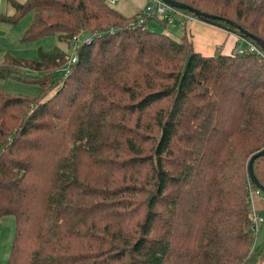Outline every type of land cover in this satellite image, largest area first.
I'll use <instances>...</instances> for the list:
<instances>
[{"label": "trees", "instance_id": "obj_1", "mask_svg": "<svg viewBox=\"0 0 264 264\" xmlns=\"http://www.w3.org/2000/svg\"><path fill=\"white\" fill-rule=\"evenodd\" d=\"M172 1L221 19L160 1L181 18L175 41L149 30L146 7L126 16L107 0H9L0 23L33 13L23 42L91 39L69 66L56 48L0 64V79L41 89L0 90V221L13 216L15 228L6 264H264L247 191L264 148V51L234 28L264 42V0ZM186 17L260 51L202 56ZM252 169L264 186V156Z\"/></svg>", "mask_w": 264, "mask_h": 264}, {"label": "rangeland", "instance_id": "obj_2", "mask_svg": "<svg viewBox=\"0 0 264 264\" xmlns=\"http://www.w3.org/2000/svg\"><path fill=\"white\" fill-rule=\"evenodd\" d=\"M14 1L20 3L21 0ZM141 1L142 0H119L116 4L112 5V7L119 11L122 15L130 16L132 13H136L139 10ZM12 12L13 9L11 8V6H9L7 0H0V14L11 15ZM172 15L173 20L169 24H164L159 20L158 16H155L156 19L152 20L148 24L149 30L161 32L168 36L170 35L173 40L180 41L181 37L183 36V30L181 28V18L178 14ZM32 24L33 13L31 12L24 15L21 18V21L15 26L11 27L7 24H0V64L4 61V58L5 56H7V54H10L15 59L21 61H37L39 50L50 52L51 50H54V48L65 53L68 58L76 54L77 48L71 45L68 46L63 42H59L57 35H51L50 37H45L36 41L23 42L22 39L24 37V33L27 29L30 28ZM77 38L79 44H81L87 38H89V34L83 33L80 34V36ZM245 42L246 41H244V39L240 41L239 38V42H237L238 47L234 48L232 52L235 53V49H239L241 51L247 50L248 45ZM229 52L225 51L223 54H228ZM217 53L219 52H214V54ZM214 54H212L211 56H213ZM19 75L20 78L25 79V81H36L37 78L40 77V75L30 71H22L19 73ZM64 77V69L54 71L51 76V78L56 82H60ZM0 90L7 94L10 93L16 96H24L29 99L38 98L41 91L39 86H36L32 83H26L24 82V80L19 81L14 78H8V80L0 79ZM252 201L253 205H255L258 215L263 219V221L259 223L258 226V236L255 239L256 246L264 243V205L262 204L261 200L256 196V194L252 195ZM14 233L15 228L13 216L4 217L0 221V264L7 263Z\"/></svg>", "mask_w": 264, "mask_h": 264}, {"label": "crops", "instance_id": "obj_3", "mask_svg": "<svg viewBox=\"0 0 264 264\" xmlns=\"http://www.w3.org/2000/svg\"><path fill=\"white\" fill-rule=\"evenodd\" d=\"M22 1L23 0H21L20 3H22ZM117 1L119 0H113L114 3L112 5L116 4ZM7 2H9V0H7ZM107 2H109V0H107ZM147 4H148L147 0H142L140 3L139 10L136 13H132L130 16L137 14L139 11H142ZM13 13L14 10L12 14ZM11 15L0 14V16H11ZM0 24H5V23H0ZM10 26L12 27V25ZM186 28L187 30H189L190 42L193 45L194 51L198 54L200 53L202 56L210 57L212 54H214V52H219L220 54H223L225 51L231 52L234 48L238 47L237 42H239V38L236 35H234L231 32L227 33L226 31L219 29L215 26L212 27L202 21L198 20V21L189 22L187 23ZM22 71L24 72L26 70H22Z\"/></svg>", "mask_w": 264, "mask_h": 264}, {"label": "built area", "instance_id": "obj_4", "mask_svg": "<svg viewBox=\"0 0 264 264\" xmlns=\"http://www.w3.org/2000/svg\"><path fill=\"white\" fill-rule=\"evenodd\" d=\"M150 4L148 6H146V8L144 9V16L146 18H152L154 16H158L159 20H164L166 18L167 23H171L173 20V16L169 15V12L171 11L169 7H166L164 4H162L160 1L158 0H150ZM108 3L113 4V0H109ZM172 13H174L173 11H171ZM184 17V15H183ZM185 18V17H184ZM145 19V18H144ZM187 21L189 22H193L194 19L191 17H186ZM143 19H140L138 22L139 24H142ZM90 37L87 38L84 43H88L90 41ZM241 41V40H240ZM78 42V38H73L70 42V45H72L73 47L77 44ZM248 45L247 50H249L250 52H253L255 54H258V52L260 51L259 49H257L253 44L245 42ZM235 53L238 54H243L244 51H241L239 49H235ZM76 61V55L74 54L72 57H70L66 63L67 65H71L74 64ZM247 191L249 192V198H250V205H251V213H250V220L252 221V225H251V235L254 238V243L252 246V249L255 246V239L257 238V232H258V226L259 223H261L263 221V219L258 215L255 205H253V201H252V195L256 194V196L261 200L262 204L264 205V194L262 195V193L259 190H256L251 184L248 185V189Z\"/></svg>", "mask_w": 264, "mask_h": 264}, {"label": "water", "instance_id": "obj_5", "mask_svg": "<svg viewBox=\"0 0 264 264\" xmlns=\"http://www.w3.org/2000/svg\"><path fill=\"white\" fill-rule=\"evenodd\" d=\"M162 1L166 6H169L173 9H177L180 11H187L188 13H190L191 15H193L196 19H201L202 21H207V20H213V19H221L215 16H209L207 14L201 13L200 11H196L194 9H192L191 7L185 5V4H181L172 0H160ZM226 24H230L231 26L234 24L230 23L229 21L225 22ZM234 28L237 29V31L243 36H246L247 38H249L252 42H254L257 47H259L260 49H262L264 51V42H262L259 38H256L250 34H248L245 30H242L241 28H238L237 26H234ZM262 156H264V148L255 153L249 160L248 163V167H247V174L249 176V180L251 182V184L253 185V187L256 190H259L262 194H264V186H261L259 184V182L257 181L256 177L253 174V163L255 162L256 159L261 158Z\"/></svg>", "mask_w": 264, "mask_h": 264}]
</instances>
